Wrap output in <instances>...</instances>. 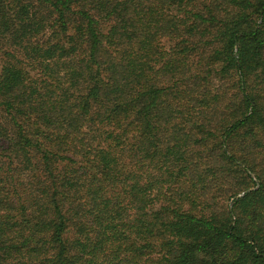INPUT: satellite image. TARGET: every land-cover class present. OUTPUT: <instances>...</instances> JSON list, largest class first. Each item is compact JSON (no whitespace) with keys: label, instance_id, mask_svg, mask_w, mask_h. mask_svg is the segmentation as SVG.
<instances>
[{"label":"trees","instance_id":"obj_1","mask_svg":"<svg viewBox=\"0 0 264 264\" xmlns=\"http://www.w3.org/2000/svg\"><path fill=\"white\" fill-rule=\"evenodd\" d=\"M0 264H264V0H0Z\"/></svg>","mask_w":264,"mask_h":264}]
</instances>
